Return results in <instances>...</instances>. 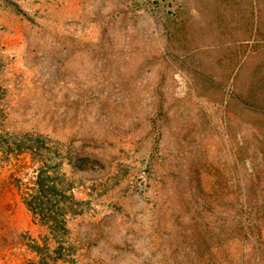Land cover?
<instances>
[{
	"label": "rangeland",
	"instance_id": "obj_1",
	"mask_svg": "<svg viewBox=\"0 0 264 264\" xmlns=\"http://www.w3.org/2000/svg\"><path fill=\"white\" fill-rule=\"evenodd\" d=\"M155 1L0 0V264H206L180 243L199 184L224 214L239 189L264 206V160L255 180L233 153L248 126L225 112L237 69L221 101L184 65L241 62L243 1ZM43 158L52 174L63 159L76 200L63 259L24 202Z\"/></svg>",
	"mask_w": 264,
	"mask_h": 264
},
{
	"label": "trees",
	"instance_id": "obj_2",
	"mask_svg": "<svg viewBox=\"0 0 264 264\" xmlns=\"http://www.w3.org/2000/svg\"><path fill=\"white\" fill-rule=\"evenodd\" d=\"M242 1L246 10H242L244 13L239 18L245 23L242 38H239V45L243 48L241 62L232 58L231 62H227V59L221 56L215 61L213 68L205 71L200 68L197 70L187 63L184 65L196 73L202 86L215 92L216 98L221 95V101L224 100L229 81L237 69L225 104V112L228 119L238 114L239 118L244 117V123L248 124L243 132L242 142L237 143L233 153L235 158L236 151L244 156L245 160L248 157L246 164L250 166L247 165L246 169L252 174V179L258 180V169L264 160V0ZM154 3L157 7L160 4L157 0ZM168 13L175 15L172 11ZM170 19L164 26L171 36L175 35L180 27L172 24ZM242 72L244 76L241 82L239 76ZM232 134L234 135V132ZM68 152L69 150L66 153ZM41 161L42 165L36 173L30 192L24 196V202L33 217L47 228L55 243L57 259H63V249L70 246L66 244L69 233L67 215L74 210L76 200L74 194L68 193L64 188L63 179L59 174L63 159L56 163L53 174L49 169L51 164L44 158ZM197 193L201 201L196 208L194 226L187 232L188 241L183 239L180 243L192 244L199 258L206 264H248L246 255L250 245L253 249H264V240L261 238L264 206L249 201L254 194L259 196L258 188L239 189L227 214L222 211L224 206H227L223 200L211 205L202 200L204 185L199 184ZM241 194L245 197L244 201L239 199ZM203 207L210 208L213 214L211 220L205 219ZM47 246V243L38 242L31 245L41 255L47 253Z\"/></svg>",
	"mask_w": 264,
	"mask_h": 264
}]
</instances>
